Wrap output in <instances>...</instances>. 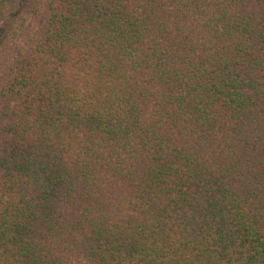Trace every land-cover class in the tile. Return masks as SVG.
I'll return each mask as SVG.
<instances>
[{"label":"trees","instance_id":"trees-1","mask_svg":"<svg viewBox=\"0 0 264 264\" xmlns=\"http://www.w3.org/2000/svg\"><path fill=\"white\" fill-rule=\"evenodd\" d=\"M0 264H264V0H0Z\"/></svg>","mask_w":264,"mask_h":264}]
</instances>
